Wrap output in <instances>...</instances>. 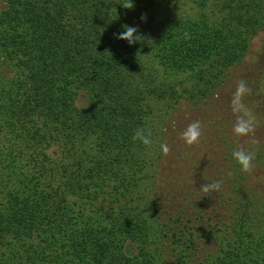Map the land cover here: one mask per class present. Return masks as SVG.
<instances>
[{"label": "trees", "instance_id": "16d2710c", "mask_svg": "<svg viewBox=\"0 0 264 264\" xmlns=\"http://www.w3.org/2000/svg\"><path fill=\"white\" fill-rule=\"evenodd\" d=\"M139 2L0 0V264H264V182L232 158L243 148L264 174V131L236 136V117L202 130L186 153L197 180L173 207L152 180L177 104L227 80L264 0H185L198 15L163 24L148 49L114 38L139 26ZM183 74L177 89L168 78Z\"/></svg>", "mask_w": 264, "mask_h": 264}, {"label": "rangeland", "instance_id": "374dc122", "mask_svg": "<svg viewBox=\"0 0 264 264\" xmlns=\"http://www.w3.org/2000/svg\"><path fill=\"white\" fill-rule=\"evenodd\" d=\"M139 3L141 7H139L140 10H136V14H140V17L145 16L146 21L138 22L139 34L137 35L141 36L146 49L149 45L147 40L163 24L179 16L191 15V17H195L199 13L197 7H191L185 0H154L151 6L146 5V0H140ZM200 14L211 18L217 16L216 9L209 6L205 10L201 9ZM187 77L186 74L172 75L168 79L170 82L175 83L177 89H179V83L186 81ZM241 81L245 83L247 88L246 93L241 97V103L251 114L252 124L258 130L264 131V26L251 40L250 47L242 61L230 70L227 80L216 89L214 94L196 103L181 99V104H177V112L175 115L173 114V122L171 121L168 124V132L165 137L172 144L169 146L167 154L162 153L159 158L161 162L160 170L158 173H154L152 177L155 187L156 185L159 186L156 188L164 196L161 199H164L171 207L174 206L173 202L176 198L181 195L180 185L184 182L197 180L189 174L191 170L199 167L198 164H192L188 160L191 157H186V153H190L192 149H187L189 145L183 143L180 139V133L194 121H199L201 131L204 130L206 133H210V131L217 133L216 127L220 123L227 128L231 120H235L238 115L232 111V101ZM85 103L84 95H80L77 100V107L84 106ZM204 145L205 143H201L202 148L198 146L196 148L197 152L205 151ZM250 169L249 180L256 183L264 182L263 173H260L256 168ZM178 201H181V199ZM178 201L175 206L179 204Z\"/></svg>", "mask_w": 264, "mask_h": 264}, {"label": "clouds", "instance_id": "9594fccd", "mask_svg": "<svg viewBox=\"0 0 264 264\" xmlns=\"http://www.w3.org/2000/svg\"><path fill=\"white\" fill-rule=\"evenodd\" d=\"M146 21L145 16H141V22ZM138 32V27L125 25L124 30L114 34V38L117 40L126 41L129 46L138 42L137 38L141 37L139 35H134ZM247 88L243 81H241L234 93L232 101V111L237 113L236 121L233 125L232 131L236 136H245L252 131V117L245 106L241 103V97L246 93ZM201 124L199 121H194L190 123L181 133L180 139L186 145H193L198 142L201 137ZM134 140H138L141 144L145 146H150L152 141L148 135L144 133L142 129H138L133 136ZM161 152L167 154L169 147L167 144L160 145ZM232 158L240 165L242 171H249L251 168L253 154L243 148L234 150L232 153ZM220 187L219 183L213 184H203L201 185L202 192H209L218 190Z\"/></svg>", "mask_w": 264, "mask_h": 264}]
</instances>
